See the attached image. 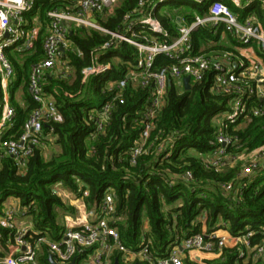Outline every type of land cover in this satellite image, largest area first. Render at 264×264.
Returning <instances> with one entry per match:
<instances>
[{"label":"trees","instance_id":"1","mask_svg":"<svg viewBox=\"0 0 264 264\" xmlns=\"http://www.w3.org/2000/svg\"><path fill=\"white\" fill-rule=\"evenodd\" d=\"M77 0H36L30 17H38L40 30L32 51L11 53L17 79L11 86V100L17 109L14 132L21 131L31 110L37 107L28 90L29 74L34 62L43 57V41L48 33V12L72 7ZM137 0H122L112 14L99 17V22L111 31L123 27L124 16L136 6ZM167 25V17L159 15ZM70 31L71 46L65 53L69 69L47 76L45 91L52 94L58 107V117L44 125L46 147H37L29 157L27 168L18 172L12 156L0 161V214L5 200L14 196L33 217L38 231H48L58 239L64 228L57 223V213L69 210L54 191L63 185L79 196L84 190L87 205L101 208L104 196L111 191L115 202V221L122 243L131 250H139L150 243L153 258L166 257L183 237L207 233L217 228L231 234L247 229L256 233L252 246L262 243L264 231V166L251 174H243L239 166L224 170L208 169L200 154L214 149L212 141L218 130L215 116L228 109L231 96L212 91V76L194 82L190 89L169 86L167 100L153 119V128L145 152L133 159L132 149L143 129L142 119L148 102L149 88L133 85L129 80L122 97L113 100L115 90L109 81L126 78L129 64L136 60V48L120 46L97 50L111 37L97 29L75 26ZM207 29L195 32L197 47L208 44ZM218 47L224 48L218 45ZM119 59L105 73L84 78L83 70L95 62ZM164 55L156 59L157 66L170 64ZM23 90L22 102L16 93ZM113 102L109 117L102 121V107ZM235 143L229 152H251L264 145V114L252 117L240 129H229ZM55 149L47 156V150ZM53 147V146H52ZM195 151V153H191ZM134 160V161H133ZM191 171L192 179L185 174ZM232 184L227 190L224 184ZM182 204H178L179 202ZM205 211L206 227L195 218ZM120 217V219H119ZM119 219V220H118ZM145 220L149 229L145 230ZM222 220L224 225H219ZM6 246L13 231L0 228ZM87 249L77 255V263L86 256ZM38 264H51L46 248L38 254ZM141 264H152L141 261ZM206 264H264L263 259L239 257L237 246L224 247L219 256L207 259Z\"/></svg>","mask_w":264,"mask_h":264},{"label":"built area","instance_id":"2","mask_svg":"<svg viewBox=\"0 0 264 264\" xmlns=\"http://www.w3.org/2000/svg\"><path fill=\"white\" fill-rule=\"evenodd\" d=\"M121 3L122 0H77L72 7L48 12L43 57L31 66L28 81L29 93L37 107L31 110L18 134L14 132L17 109L10 91L17 72L8 54L32 51L40 23L38 17L29 16L36 0H0V161L4 155L12 156L17 171L22 173L35 149L46 147L44 125L58 117V107L54 96L45 91V82L48 75L64 73L62 67H68L64 56L71 46L70 30L83 26L111 35L98 51L123 43L136 48V60L129 64L126 78L108 83L109 90H115L113 100L122 97L129 80L133 85L149 88L142 119L144 125L132 149L133 159L147 149L152 121L166 103L169 86L174 84L183 90L186 76L192 84L211 75V90L229 94L231 100L228 109L215 116L219 125L212 141L215 147L201 155L204 166L216 170L239 166L247 175L263 165L264 145L237 155L229 152L235 143L229 129H240L250 118L264 114V0H137L136 6L125 14L123 27L111 31L99 22V17L112 14ZM168 3L175 6L174 11L161 12V6ZM188 5L192 11L186 10ZM159 15L167 17V25ZM200 29H207L211 35L207 45L197 47L194 35ZM228 39L238 45L233 49L225 48L221 43ZM159 55H164L171 63L157 66ZM118 61L117 57H112L107 62H95L83 70L84 78L105 73ZM112 108L113 102L102 107L99 130ZM185 176L193 178L191 171ZM231 186V182L224 184L227 190ZM88 195L89 191L85 189L83 197ZM115 208L113 195L107 191L101 206L103 216L96 222L84 221L68 227L55 240L50 238L48 231L18 226L16 217L20 208L8 207L0 214V228L10 229L13 234L6 242L7 252H0V264H38L41 244L48 247L58 263H69L79 253L97 245L101 250L94 264H106L107 254L114 249L129 258L132 250L122 243L117 228L111 224L115 221ZM255 233L251 229L236 235L229 231L222 235L204 231L183 237L166 257L153 258L150 243L141 245L140 254L143 260L152 264H190L181 256L180 247L220 254L224 247L237 246L239 257L264 260V231L262 243L252 246L251 238Z\"/></svg>","mask_w":264,"mask_h":264},{"label":"crops","instance_id":"3","mask_svg":"<svg viewBox=\"0 0 264 264\" xmlns=\"http://www.w3.org/2000/svg\"><path fill=\"white\" fill-rule=\"evenodd\" d=\"M221 44H223L225 48H230V49H233L238 45L236 42L230 39H228L227 41L223 40ZM236 66H238V63L236 64ZM193 153H195V151ZM54 191H56V193L61 197L62 201L68 207L71 208L69 210L61 209L57 213V217H56L57 223L60 224L64 228V230H66L68 227L76 226L79 223L84 222V221L96 222L100 216L104 215L102 213L101 208H99L96 205H91V206L87 205V203L85 202V197L77 195L75 192L65 187L62 182H58L54 185ZM178 204L180 205L182 204V202L180 201ZM8 207H19L20 208L19 213L17 214V217H16V222L18 226H27L33 230H36L34 227L33 217L26 212L24 207L21 206L20 200L18 198L14 196L8 197L3 204L2 213H3V210ZM108 218L111 219L112 217L108 216ZM206 221H207L206 212L203 211L195 218L194 223L201 222L203 224V228L205 229ZM218 223L219 225L220 224L224 225V222L222 220H220ZM144 227H145V230L149 229V223L147 220H145ZM215 231L219 235H222L228 232L227 229L221 228V226L220 228H217ZM50 238L54 239L52 236ZM43 248H46L48 250V247L45 244H41L39 247L38 254L43 250ZM7 249L8 248L6 246H3L0 242L1 254L6 253ZM89 249H90L89 252H87L86 256L82 260L89 258V263L87 264H94L95 257L98 254V252L101 250V247L100 245H97ZM180 254L183 257V259L189 262L190 264H206L205 261L207 259H214L219 256V254L217 253H208L205 251H198V250H186V249H183L182 247H180ZM116 258H119V261L122 264H135L137 262L140 263L141 261H143V259L141 258L140 249L135 250V251L132 250V254L130 255L129 258L126 257V255H124L118 249H114V250H111L107 254L106 264L114 263Z\"/></svg>","mask_w":264,"mask_h":264},{"label":"rangeland","instance_id":"4","mask_svg":"<svg viewBox=\"0 0 264 264\" xmlns=\"http://www.w3.org/2000/svg\"><path fill=\"white\" fill-rule=\"evenodd\" d=\"M174 9H175V6H174L173 4H171V3H168V4H164V5H162L160 11H161V12H163V11H167V10H168V11H174ZM186 10H187V11H192V7L188 5V6H186ZM67 69H69V68H67V67H62V70H67ZM22 99H23V90L20 88V89L17 91V93H16V100H17V101H22ZM52 146H53V147H52ZM52 146H50V147L47 149V156L50 155V154L53 152V150L55 149L54 145H52ZM193 152H194V151H191V153H193ZM87 263H89V258H88V259H84V260H82L80 264H87Z\"/></svg>","mask_w":264,"mask_h":264},{"label":"water","instance_id":"5","mask_svg":"<svg viewBox=\"0 0 264 264\" xmlns=\"http://www.w3.org/2000/svg\"><path fill=\"white\" fill-rule=\"evenodd\" d=\"M70 33H72V31H70ZM184 85H185V89H190L191 88V82H190V77L189 76H186L184 78ZM263 166H264V164H263ZM49 261H50L51 264H76L77 263V257H75L69 263H58L57 260L54 257V254L52 252H49ZM112 264H122V263L119 261V258H116L114 263H112ZM135 264H141V263L137 262Z\"/></svg>","mask_w":264,"mask_h":264},{"label":"clouds","instance_id":"6","mask_svg":"<svg viewBox=\"0 0 264 264\" xmlns=\"http://www.w3.org/2000/svg\"><path fill=\"white\" fill-rule=\"evenodd\" d=\"M17 2H19V0H17Z\"/></svg>","mask_w":264,"mask_h":264}]
</instances>
